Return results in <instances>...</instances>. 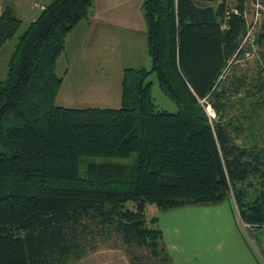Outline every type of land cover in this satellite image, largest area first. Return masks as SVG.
Segmentation results:
<instances>
[{
  "label": "trees",
  "instance_id": "1",
  "mask_svg": "<svg viewBox=\"0 0 264 264\" xmlns=\"http://www.w3.org/2000/svg\"><path fill=\"white\" fill-rule=\"evenodd\" d=\"M94 1L53 0L19 37L0 80V264H71L104 243L125 249L131 264L142 262L136 249L174 264L148 205L165 211L232 196L262 234L264 22L251 74L240 65L252 49L249 0H144L152 67L123 70L119 107L62 106L58 59ZM21 26L0 3V50ZM153 73L178 112L156 108ZM132 153L136 164L88 162L80 174L84 157Z\"/></svg>",
  "mask_w": 264,
  "mask_h": 264
},
{
  "label": "rangeland",
  "instance_id": "2",
  "mask_svg": "<svg viewBox=\"0 0 264 264\" xmlns=\"http://www.w3.org/2000/svg\"><path fill=\"white\" fill-rule=\"evenodd\" d=\"M35 0H23L22 7H19L17 10V15L22 20V26L18 30V32L6 41V43L2 46L0 50V80H3L7 77L8 66L11 56L14 52L15 46L19 41V37L24 33L31 22V16L26 14L24 9H28L31 7ZM105 0H95L94 7L96 6V11H100L104 5ZM144 2V0H143ZM239 0H235V4L237 5ZM247 1L245 2V4ZM143 4V3H142ZM142 7V5H141ZM132 10V7H129ZM35 15H40L41 10L32 7ZM142 9V8H141ZM100 13V12H99ZM245 18L246 27L248 30H252V33L249 36H246L245 42H251L252 49L250 51H245L243 54V58L240 60L241 67L245 68L249 71V73L256 72L258 64L257 62L260 60L259 57L261 54L259 53L258 46L256 45V38L254 36L255 32L260 30V26L264 22V10L261 14L256 17L255 11L253 9L252 0H249V4L246 5L245 9ZM142 18L144 13L142 11ZM145 20V19H143ZM146 23V22H145ZM81 31V29H80ZM84 33V32H82ZM80 32L76 33L78 37L80 36ZM74 38V35H70L69 37ZM68 37V38H69ZM78 37L75 39L76 43H71V41H67L66 50L60 56L57 63V73L61 76L65 75V69L69 66L73 71L71 74L67 75L63 81V87L59 91L56 102L57 104H63L66 107H86L88 105H98V102H91L89 97H94L95 95H106L109 94L112 97H117L121 93V80L122 78H78L82 77L86 68V58L84 55L89 54V51L102 52L107 54V60L110 61L109 53L114 48V41L107 42L105 44L99 43L94 44L95 48H91L92 44H89V50L82 48L79 49ZM106 39L114 40V37H117V40H122L125 36L122 32H108L105 35ZM252 37V40L249 39ZM130 41L132 42L133 36H130ZM248 39V40H247ZM130 43V42H129ZM135 51H132L134 54ZM139 55L141 51L139 50ZM132 54L128 57L124 54L123 51L116 50L114 52L115 61L112 63L120 64L119 58L121 56L124 57L122 59L121 64L122 67H152V60L150 55L146 59L143 57L134 56ZM262 58V57H261ZM105 60L102 61V64ZM239 61V60H235ZM118 70H120V66H118ZM99 74V73H98ZM101 76V74H100ZM91 79H98V84L101 86V90H92V87L87 84V82ZM107 80H110L111 85H105L103 81L107 83ZM148 81L152 82V95L154 97V101L156 104V108L158 110H166L169 112H178L180 110L179 105L171 99L168 95L164 93L159 85V81L155 73L149 76ZM66 93H70V97H72V103L62 102V100H67L65 97ZM115 95V96H114ZM116 99V98H114ZM101 105V104H99ZM120 105V103H119ZM118 104L116 106H119ZM250 109V108H249ZM208 111L214 112L213 108H208ZM210 113V112H209ZM264 113V111H263ZM264 129V126L262 130ZM257 132L256 129H254ZM247 134V133H246ZM245 134V135H246ZM264 138V132L262 134ZM245 145H247L246 140L241 137L239 139ZM88 162H112V163H121V164H136L137 162V153H132L128 157H84L80 164V174L85 177L86 175V165ZM232 201L233 197L231 196ZM128 205L133 206L132 203ZM147 214L151 219L152 216L158 217V222L154 225V227L161 228L164 235V245L167 251L171 254L175 252V248L173 246L174 242L180 243L186 249H190V246L198 245V249L206 252L207 247L212 243L221 241L223 239H230V237L237 235V227L236 220H239V214L233 208L231 201L229 199L225 200L220 204H198V205H187L176 209L171 210H159L156 205H148ZM175 231V232H174ZM111 243L101 244L99 249L96 252H104L101 255L97 254V258L93 257L94 253L89 254L87 257L83 258L78 262H73L71 264H127V260H129L125 249L122 248H111ZM182 248L179 247L177 251H181ZM138 255L141 257L140 264H161L158 260L152 259L149 251L147 249H136Z\"/></svg>",
  "mask_w": 264,
  "mask_h": 264
},
{
  "label": "crops",
  "instance_id": "3",
  "mask_svg": "<svg viewBox=\"0 0 264 264\" xmlns=\"http://www.w3.org/2000/svg\"><path fill=\"white\" fill-rule=\"evenodd\" d=\"M22 1L0 0V3L2 8L7 4H11L17 12L18 8L23 6ZM34 2L31 7L24 9L26 14L31 16V22L35 21L39 16L33 12L32 7H34ZM142 3L143 0H105L102 9L99 11L100 13L96 11V6L94 10L92 7L90 16L80 21L74 27L68 35V37L74 35V38L73 36L67 37V41H71L72 43L74 40L73 43H76L75 39L78 37L76 33L80 32L81 34L78 37L79 49L89 50V44H92L91 48H95L94 44L115 42L114 48L109 53L110 61L107 60L109 51L106 54L99 52V50L97 52L89 51V54L84 55L87 69L83 76L78 78H122L123 70L128 67L120 65L122 59H124L123 56L118 60L120 64L112 63L115 61L114 52L116 50L123 51L126 57L129 54L131 55L134 50L135 53L132 54V57H143L147 61L149 55L147 49V26L145 20H143L144 16L143 18L141 16L143 11L141 9ZM129 7H132V10ZM117 31L129 37H124L123 41L117 40V37H114V40L106 39L105 35L108 32ZM130 36H133L132 42L130 41ZM139 50L141 51L140 55L138 53ZM103 60L105 61L102 64ZM118 66H120V70H118ZM64 72L65 75L63 77L66 78L73 71L68 66ZM103 83L111 85L110 80H107V83L103 81ZM87 84L92 87V90L102 92L98 79H91ZM65 97L67 100H62V102L72 103L70 93H66ZM89 98L91 102H98V105H88L86 107H119V103H121V93L117 97L106 94L95 95L93 98ZM117 104L119 106H116ZM60 105L65 106L63 104ZM229 200L238 213L236 203L231 198ZM235 223L238 230L237 235L230 237V239H223L212 243L207 247L206 252L199 250L198 245H193L190 246V249H186L180 243L174 242L175 252L169 253L174 264H264V232L261 234L259 230L244 223L241 218L236 220ZM179 247L182 248L181 251H177ZM103 253L95 252L93 257L97 258V254L101 255ZM127 264H131L130 258L127 260Z\"/></svg>",
  "mask_w": 264,
  "mask_h": 264
},
{
  "label": "built area",
  "instance_id": "4",
  "mask_svg": "<svg viewBox=\"0 0 264 264\" xmlns=\"http://www.w3.org/2000/svg\"><path fill=\"white\" fill-rule=\"evenodd\" d=\"M53 0H35L34 2V6L36 8H39L41 11L45 10L48 5L52 2ZM225 0H218V3H222ZM229 1H233L235 2V0H229ZM252 5H253V9L255 11L256 17H258L261 12L264 10V0H252ZM238 9L236 6L232 7V12H237ZM252 33V30H248V34L247 36H249Z\"/></svg>",
  "mask_w": 264,
  "mask_h": 264
},
{
  "label": "bare ground",
  "instance_id": "5",
  "mask_svg": "<svg viewBox=\"0 0 264 264\" xmlns=\"http://www.w3.org/2000/svg\"><path fill=\"white\" fill-rule=\"evenodd\" d=\"M247 34H248V29H247ZM247 34H246V36H247Z\"/></svg>",
  "mask_w": 264,
  "mask_h": 264
}]
</instances>
